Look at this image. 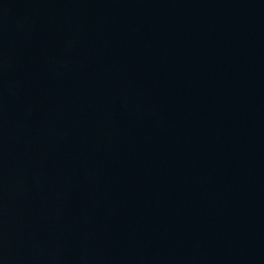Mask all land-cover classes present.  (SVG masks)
<instances>
[{
  "label": "water",
  "instance_id": "obj_1",
  "mask_svg": "<svg viewBox=\"0 0 264 264\" xmlns=\"http://www.w3.org/2000/svg\"><path fill=\"white\" fill-rule=\"evenodd\" d=\"M0 264H264V0H0Z\"/></svg>",
  "mask_w": 264,
  "mask_h": 264
}]
</instances>
